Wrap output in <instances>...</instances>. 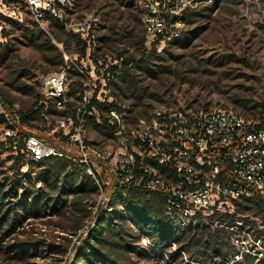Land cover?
<instances>
[{
    "label": "rangeland",
    "instance_id": "obj_1",
    "mask_svg": "<svg viewBox=\"0 0 264 264\" xmlns=\"http://www.w3.org/2000/svg\"><path fill=\"white\" fill-rule=\"evenodd\" d=\"M189 1L179 36L165 50H155L153 55H150L153 49L146 50L143 45L142 0H76L74 17L77 20L88 14L98 18L96 46L91 57L86 55L87 48L83 52L82 44L76 40L66 47L64 42L70 39L65 36L60 39L55 24L49 23L46 31L38 25L63 51L74 100L71 110L78 107V93L83 91L85 75L92 68L100 75V62H114L122 55L128 58L133 55V68L117 74L102 93L107 102L126 112L130 123L150 117L154 108L162 104L193 110H234L254 119L262 116L264 0ZM36 24L31 18L18 24L0 21V95L8 98V105L18 104L24 111L34 109L40 92V76L61 68L47 63L30 40ZM50 112L59 114L53 109ZM2 131L0 124V136ZM102 133V139L97 130H90L88 135L96 141L99 139L101 144L103 139L110 138L108 132ZM15 160L16 155L0 145V180L14 172ZM76 164L80 169H87L83 164ZM30 167L23 164L21 170L26 172ZM93 171L98 190L89 198L91 216L85 219L79 233H69L74 223L68 214L51 216L41 212L38 217H28L17 228L15 238L7 237L4 245H0V264H71L75 258L73 247L96 226L100 206L112 213L111 230L115 234H111L109 246L127 264H212L211 259L203 260L199 256L196 246L210 238L222 249L223 256L217 264L264 261V192L258 199L242 200L243 208L230 213L234 216L232 221L210 213L189 228L176 225V232L167 233L163 243L157 245L151 223L139 220L117 200L111 203L107 195L114 180L111 172L97 166ZM151 196H142L143 202H148ZM167 220L163 205L162 214L156 213L153 222L164 228ZM114 238L122 247L114 243ZM257 239L261 240L258 245ZM12 241L26 242L30 245L29 252L25 255L8 252L5 247ZM33 242L36 245L32 246ZM68 243L66 253L50 250L52 246L63 247ZM245 254L250 257L245 258Z\"/></svg>",
    "mask_w": 264,
    "mask_h": 264
},
{
    "label": "built area",
    "instance_id": "obj_2",
    "mask_svg": "<svg viewBox=\"0 0 264 264\" xmlns=\"http://www.w3.org/2000/svg\"><path fill=\"white\" fill-rule=\"evenodd\" d=\"M188 4L189 0H142L146 50L162 52L179 36ZM75 8L76 0H0L1 16L17 23L31 18L44 31L54 20L88 43L86 55L91 57L98 18L88 14L77 20ZM122 61L100 62V75L95 68L85 75L75 110L65 66L40 76L39 106L44 108L37 115L33 112L38 106L24 111L18 104L5 106L0 96L1 147L21 155L27 167L64 158L83 164L94 176L93 167L99 165L120 187L165 196L167 222L183 229L197 221L198 213H231L236 201L264 192V118L162 104L150 117L130 123L126 112L102 98L123 70ZM113 66L117 70H111ZM133 66L131 61L126 68ZM90 130H97L99 139L100 132H108L110 138L98 144L99 139L89 137Z\"/></svg>",
    "mask_w": 264,
    "mask_h": 264
},
{
    "label": "trees",
    "instance_id": "obj_3",
    "mask_svg": "<svg viewBox=\"0 0 264 264\" xmlns=\"http://www.w3.org/2000/svg\"><path fill=\"white\" fill-rule=\"evenodd\" d=\"M142 12V10H141ZM0 21L12 22L11 19L0 15ZM55 24L59 30L60 39L63 36L70 39L64 42L68 47L72 40H76L78 44H82V51L85 52L87 44L75 33L71 31H64L65 27L54 20L48 22ZM18 24V23H17ZM47 24V25H48ZM33 45L39 49L43 55V59L52 65L64 67L65 59L63 51L53 44L45 35L44 31L40 29L38 24L36 28L31 30L29 35ZM144 40V39H143ZM62 41V40H61ZM151 54L155 50H150ZM123 59L122 71H128L132 68H126L129 62L135 60L132 55L129 58L123 55L117 59ZM111 70H117V66H113ZM5 106H8V98L0 95ZM40 96L36 97L34 106L38 109L33 112L37 115L43 105L39 106ZM116 106V105H114ZM259 118H264V114ZM24 160L21 155L16 156L14 163V172L11 175L1 178L0 180V245H4V239L9 237L14 239L16 230L19 228L28 217H38L41 212L51 216H60L68 214L73 219V226L69 229V233L76 235L84 227L85 219L91 216L92 210L89 208L88 201L91 194L98 190L95 179L92 175L86 173L85 169H80L78 164L70 162L64 158H48L43 162L34 165L30 164L29 171L23 172L21 167ZM29 165V166H30ZM81 166V165H80ZM33 167H36L34 170ZM41 183V186H37ZM47 190H45V188ZM20 190L22 192H20ZM126 192V196L124 193ZM152 195L148 202H143L142 196ZM111 203L116 200L120 202L133 215H136L139 220L151 223L156 231V238L154 239L157 245H161L164 241V236L168 233L173 235L176 232V227L170 223H166L164 228L155 222L153 217L156 213L162 214L163 205L166 197L158 193H148L135 188L126 189L113 180L111 187L107 192ZM258 199L255 196L251 199ZM249 200V199H246ZM262 204V201H258ZM237 209L243 208L242 201H236ZM224 221H232L234 216L230 213H216ZM97 224L89 230L86 238H80L79 243L73 247L75 251V258L71 264H127V262L118 255L119 252L111 250L109 241L111 239L113 218L112 213L104 206H100L97 212ZM204 217L202 214H197V220L202 221ZM117 236V234H116ZM14 237V238H13ZM122 238V236H119ZM123 239V238H122ZM114 238V243L118 247H122ZM198 243L197 252L199 256L205 259H211L212 264H217L218 259L223 256L221 246L214 239L210 238L204 243ZM36 242L32 243V246ZM28 245L23 241H12L5 248L8 252H13L16 255H25L29 252ZM49 246V245H48ZM125 246V245H124ZM117 247V246H116ZM56 252L66 253L69 250V243L63 247H50V250ZM217 256V259L211 258ZM243 256V255H242ZM245 258L250 255L245 254ZM221 264V263H220ZM249 264V263H247ZM260 264H264L262 261Z\"/></svg>",
    "mask_w": 264,
    "mask_h": 264
},
{
    "label": "crops",
    "instance_id": "obj_4",
    "mask_svg": "<svg viewBox=\"0 0 264 264\" xmlns=\"http://www.w3.org/2000/svg\"><path fill=\"white\" fill-rule=\"evenodd\" d=\"M95 166H97L98 168H101V169H102V167H101V166H99V165H95Z\"/></svg>",
    "mask_w": 264,
    "mask_h": 264
}]
</instances>
